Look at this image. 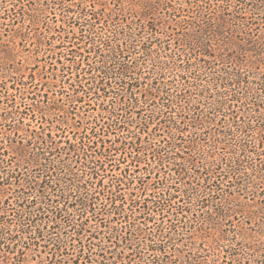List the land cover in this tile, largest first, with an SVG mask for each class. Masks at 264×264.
Segmentation results:
<instances>
[{"label": "trees", "instance_id": "1", "mask_svg": "<svg viewBox=\"0 0 264 264\" xmlns=\"http://www.w3.org/2000/svg\"><path fill=\"white\" fill-rule=\"evenodd\" d=\"M86 2L89 5H84ZM78 7L77 12L70 8L63 12L72 13L67 15L69 20H82L80 30L88 43L84 50L93 53L98 64L87 71L96 72L99 78L94 93L109 98V105L100 106L110 121L106 128L101 126L102 112L85 119L86 111L78 104L84 102L92 86H81L85 78L79 73L77 96L69 100H52L21 79L20 84L27 88L19 91L20 102L2 96L4 110L0 116L11 122L15 137H9L7 146L14 156L5 148L0 153L1 213L10 211L7 186L23 179V169L32 174L26 179L28 192L17 190L15 204L21 209L13 213L19 230L12 234L3 224L2 240L17 241L21 236L36 245L46 237L45 232L51 235L47 227L37 225L51 213L56 222L48 227L63 225L66 234L65 241L52 244L55 253L93 250L92 239L102 228H108L104 239L114 249L139 254L152 251L165 257L166 240H173L183 227L178 225H186L183 220L192 215L201 219L196 239L208 238L210 242L205 249L200 243L202 251L217 249L227 237L234 243L239 237L248 240V249L260 248V240L254 245L244 228H217L237 211L246 212L255 222L264 212V198L259 208L240 202L231 205L237 199L234 188L237 195L251 188L264 192V0H123L110 11H106V0H80ZM104 28L113 35L101 33L97 43V31ZM104 47H109L106 53ZM155 51L154 60L161 64L159 78L148 84L140 80L141 76L134 78L133 56L141 54L138 58L145 65ZM219 65L222 69L213 71ZM187 79L199 82V94ZM195 94L201 98L196 100ZM215 97L218 99L211 107L207 102L201 104ZM146 105L156 109L147 117L139 113L135 124L129 122L130 114ZM204 106L206 114L201 112ZM26 117L37 121L39 128L26 129L29 135L24 138L16 133ZM127 123L134 130L127 129L125 137L113 142L104 138L113 130L124 131ZM161 131L166 134L161 136ZM207 141L212 152L204 150ZM113 153L119 158H113ZM53 156L60 157L57 163ZM127 162L129 165L120 166ZM140 166L145 172L137 178ZM76 168L80 172L77 175ZM53 172L66 175L68 194H49L60 193L62 188L51 180ZM150 179L153 188L147 183ZM182 184H187L184 190ZM150 189L157 192L149 194ZM182 198L185 206L178 205ZM104 216L108 225L101 218ZM92 217L99 223L94 232L88 229ZM140 220L156 224L155 231H146L147 223ZM209 225L208 231L203 230ZM155 238L158 242L151 240ZM99 255L105 260V254Z\"/></svg>", "mask_w": 264, "mask_h": 264}, {"label": "rangeland", "instance_id": "2", "mask_svg": "<svg viewBox=\"0 0 264 264\" xmlns=\"http://www.w3.org/2000/svg\"><path fill=\"white\" fill-rule=\"evenodd\" d=\"M117 1L123 0H106V11L112 10ZM78 5H80V0H0V113L4 110V104L2 103L4 97L2 96H10V99H13L15 102L21 101L22 96L19 95V91H24L27 87L26 85L23 87L20 84V79L24 82L27 81L29 84H34L39 90H43L44 93H47L49 98H53L52 100H69L70 98L77 96L75 90L79 84V75H77L79 73L81 78L82 76L85 78L81 81V86H92V88L90 91L88 90V94L84 95V102L78 104V107L82 106L83 108L81 109L86 111L83 113L87 120L91 118L89 116L100 114L102 112L101 114L104 119L100 124L103 128L107 127V122L110 121L107 120L108 112L102 111L100 104L105 103V105H109V98L106 99L103 95H96L94 93V83L98 78L96 76L97 73H90V71L87 70L93 67V65L98 64H95L96 57L94 54H89L84 50L88 43H85V40L82 37L83 31L80 30L83 28L80 26L82 20L80 23L75 17L74 19L69 20L67 15L70 17L72 13L63 12V10H66L67 8L76 10L75 12H77V10H79ZM84 5H89V3L86 2ZM124 7H126V4ZM95 8L98 9L100 7L96 5ZM39 11H42V13ZM38 13L40 14L34 20L32 18V21H30L31 16ZM97 33V43L99 42L97 36L101 37V33H106L107 36L110 37L113 35L110 31H106L105 28L104 30L99 29ZM39 40L43 41L40 43ZM106 48L109 47H104L102 50L103 53L108 51ZM140 55L141 54L133 56L132 62L134 64V72L136 73L132 75L134 78H139V76H141L140 80L148 84L153 79L159 78L158 72L160 71L161 64L158 60H154L156 51L151 54L150 57H147L145 65H141L142 58H138ZM221 67L222 66L219 65L215 67L213 71L217 72L219 69H222ZM187 82H189L195 90L194 93L199 94L201 89L199 82L192 79H189ZM28 88H31V86ZM194 98L199 100L201 96L195 94ZM216 99L218 98L215 97L214 100L213 98L205 99L206 101H204V103L201 102V104H206L205 102H207L206 106L211 107L212 104H215ZM22 109L23 107H21V110ZM155 109L156 108L153 105H146L143 110L136 109L130 114L131 118L129 119V122L133 121L135 124L139 121V116L142 115V117H147L151 115ZM178 109H180V107ZM201 112L206 114L207 107H202ZM139 113H141V115H139ZM35 116L37 118L39 117L37 113H35ZM28 118L29 117H26L24 120L23 125L26 124L25 126L20 125V127H23L21 129L23 131L20 130L16 133L24 138H27L29 135V133L25 131L26 129L38 130L39 128L37 121H31ZM125 126L126 129L124 131L113 130L110 133H107V135L109 134L108 137L105 135L104 138H108L113 142L118 137H125L127 129H130L131 131L134 130V127L128 123L125 124ZM11 127V122L4 121L0 116V153H2L5 148L9 155L14 156L12 150L7 147L9 144V137H15L14 129ZM99 128L100 126L97 129ZM165 134L166 133H163V131L160 132L161 136ZM210 144L211 142L209 141L203 144L204 150L212 152ZM119 156V154L113 153V158L116 159L119 158ZM52 158H54V156ZM59 159L60 157H55L52 160L57 163ZM65 163L67 164L68 162ZM124 165H129V162L121 164L120 166L124 167ZM141 168L142 166H140V171L135 173V177H143L145 171L141 170ZM134 169L135 168H133L132 171ZM22 172L23 179L18 182L13 181V184L7 186L6 189L5 194L8 197L7 201L11 205L9 207L10 211L3 213H1L2 211L0 212V216H2L0 220V229L3 227V224H5L4 227H6V225L9 226L12 230V234L15 233V230H19L14 217L15 214L13 213L17 210L20 211L21 209V207H18L15 204L19 198L17 190H26V182L32 177L30 170L23 169ZM74 172L76 175L80 173L77 168L74 169ZM116 173H118V171H116ZM65 176V174H58L56 172L51 174V180L62 188L60 193L49 192V194H53L54 196L61 194L64 191L65 195L68 194L70 186H68ZM106 180L107 179H105V181ZM149 182H151L149 188H153V185H151L152 179L148 180L147 183ZM186 187L187 184L181 185V188H183L182 190ZM134 188V192H137L138 189H136V185ZM233 190L235 191L237 199L233 201L231 205L235 206V204H239L238 202H240L241 204L255 205L254 208H259V206H261V201L264 198V192L261 191L262 188H251V191L247 192L240 191V195H237V189L234 188ZM26 191L28 192V189ZM124 191L125 193L130 192L129 190ZM151 192L157 191L150 189L148 193L150 194ZM1 199L4 201L3 197H1ZM184 202L185 201H183L182 198L178 205L185 206V204H183ZM188 206H190V204H188ZM204 210L206 211L207 208ZM237 212V214L229 217L227 221H224L223 223L220 222L221 224L218 225L217 229L228 227L234 229L244 228L251 234L252 240H254L253 242L255 243L254 245L257 246L262 243L260 244V248H255V250L248 249L245 247L248 240L245 241L239 237L238 242L234 243L233 241L228 240L227 237V240H223L218 244L219 246H217V249L206 252L205 250L202 251V245L200 243H204L205 246H203V249L208 248V245L210 244L209 239H203L202 237V239H196L199 234L196 230L201 224V219H195L192 215H188L187 218L183 220L186 225H183V223L178 225L183 226L179 227L178 235L175 234L172 237L173 240H166V242H169L167 244L168 251L162 253L165 254V257H162V255L159 256L160 253L152 251H144L139 254V252L131 251L129 249H114L115 247L104 239V236H107V232H109L108 228H102L101 230L103 231L101 234H98L96 239H92V244H94L95 247H93L92 244H90V246L93 247V250L84 251V253H77L73 249L66 251V253H55L52 244L56 241H65L66 234L63 233L65 232L63 225H58L59 227L55 229H50L48 227L56 222L52 214L48 213L47 216L37 221V225L47 227V230L50 231L51 235H47L48 233L45 232L44 234L46 237H43V239L40 238L36 245H34V241L32 242L30 239H23L21 236H18L19 238L17 241H12L7 240L6 237L2 240L0 235V264H101V260L104 259H102V255L99 254H105L104 264H111L114 261L115 264H264V212H261L258 215L259 220H256V222L253 219L250 220L248 215L245 214L246 212ZM101 218H104L103 221H105V224H109L106 216ZM166 218H164V220H166ZM192 218L194 219V222H192ZM91 219L92 220H90L88 224V229L90 232H94L99 223L96 222L93 217ZM140 221L145 224L147 223L149 230L146 231H150V228L155 231L156 224L143 220ZM57 222L59 223V221ZM123 225V223H118V226ZM142 227H144V224ZM209 227H211V225L202 228L203 230L208 231ZM151 240H154L153 242H158V238ZM257 240H260V243ZM142 241H145V238H142ZM191 242L194 244H191ZM73 243L77 244V241L74 240ZM25 244L28 245L26 246ZM96 245L103 249L100 250ZM121 246L125 247L123 245ZM214 247H216V245ZM12 248L14 249L11 250ZM106 248L111 249L110 251H105ZM234 248L236 252L233 251ZM17 250L21 251L17 252ZM9 251H11V253ZM78 254H84L85 256L83 255L84 257H81V255L78 256ZM162 258H164V260H162Z\"/></svg>", "mask_w": 264, "mask_h": 264}]
</instances>
